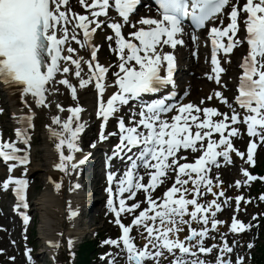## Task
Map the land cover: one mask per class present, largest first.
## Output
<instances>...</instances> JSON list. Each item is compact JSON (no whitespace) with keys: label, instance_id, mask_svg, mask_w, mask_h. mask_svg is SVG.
<instances>
[{"label":"snow or ice","instance_id":"snow-or-ice-1","mask_svg":"<svg viewBox=\"0 0 264 264\" xmlns=\"http://www.w3.org/2000/svg\"><path fill=\"white\" fill-rule=\"evenodd\" d=\"M140 2L141 0H115L114 6L125 24L129 23L130 15ZM68 3L69 0H0V82L19 86L22 95H31L34 103L40 107L51 106L46 94L50 91L58 94L59 89L54 86L57 83L66 86L73 99H78V86L83 88L94 83L98 93L97 115L102 120L99 139L104 141L108 136L116 134H106L105 129L109 118L114 117L121 106L141 98L142 94H161L170 85H175L174 53H164L162 48L168 45L174 49L177 44L184 43L182 39L177 38L178 34L183 32L182 21L190 18L196 27H204L209 20L215 19L223 12L229 0H155L159 18H141L138 23L147 27H139L130 32L128 35L131 39L125 38L122 23L110 22L108 26L114 30L116 45L112 51L119 56V63L116 65L119 71L114 74V83L118 90L107 100L104 99V93L109 68L97 59L98 46L92 43V38L97 29L105 23L99 18L107 17L110 0H91L90 3L88 0H79V3L89 10L86 14L72 12L69 15L65 7ZM241 11L247 14L245 23L250 51L241 65L243 71L238 86L239 95L235 99L240 107L247 110L243 122L247 125L248 134L253 138L247 148V154L235 149L231 142V137L238 135L239 130L236 127L230 128L229 125L241 121L239 113L233 111L229 116L228 113H220L215 107L200 108L192 103L174 105L168 102L171 92L142 104L138 112L132 113L131 124H126L122 117L118 119L119 142L114 145L112 156H126L130 167L125 172V178L118 181V206L114 204L113 199L108 202L115 213V223L122 229V235L116 239L110 238L104 243L113 246L122 244L128 264H146L148 259L159 264V258L164 255L165 250L173 256L171 264H244L243 256L237 255L236 261L229 258L234 249L226 238L220 246L204 245V239L209 236L210 230H216L226 222L216 218L217 211L222 207L217 199L214 198L207 204L200 202V197L209 193L215 197L224 196L222 190H213V181L207 174L209 162L218 163L217 158L221 156L230 160L231 153L236 151L241 158L246 155V163L254 165V152L258 147L255 138L258 137L264 142V0H246L242 7L233 4L228 14L230 23L223 26L221 20V26L213 25L210 28L211 63L214 66V75L211 78L219 82V74L225 71L217 54L221 50L225 54L231 53L236 44L242 42L233 39L239 28L238 16ZM69 24H72L71 31ZM131 26L135 27V24ZM81 31L83 39H80ZM107 39L111 41L113 37L109 36ZM137 40L138 43L134 42ZM70 41L78 43L81 49L90 46L91 58L85 61L84 57L77 53V49L70 46ZM132 61L135 64H132ZM85 64L88 70L86 76L82 75ZM69 65H73L74 70ZM162 67L165 68L166 74H161ZM57 73L63 74L59 80L55 79ZM73 74L78 78V85L68 78ZM215 95L227 103L222 93L217 92ZM173 108H178V114L170 122L163 114ZM57 109L59 112L65 111L64 106L59 103ZM67 111L70 115L63 120L60 115L52 117L53 124L60 126L58 129L52 125L48 127L51 134L58 138L56 147L60 150V163L56 167L75 171L79 165L85 163L91 153L83 154L79 159L75 156L76 152H82L78 140L86 126L80 120L83 107L69 106ZM201 114L203 119H200ZM35 115L36 113L31 111L21 119L34 127L31 121ZM217 115L223 118L214 120L213 117ZM193 127L196 129L194 132ZM16 133L18 139L22 138L27 142L28 136L23 129H16ZM213 133L219 134V140L212 138ZM198 142L199 150L203 154L197 157L194 163H180L181 159L186 160V156L180 157L177 153L181 149L198 150ZM65 146L68 149L67 155L64 153ZM18 151L13 142L0 140V156L5 160H18L20 164H27L29 156H19ZM138 162L146 169H151L150 173H147L148 183L143 182V176L136 175ZM15 167V164L11 165V168ZM168 172L177 173L174 183L165 190L163 197L154 198V189L164 182ZM242 172L245 179L237 180V186L256 179L264 181V176L258 177L248 168H243ZM182 176H187V179H182ZM108 179L111 182L114 173L109 172ZM12 184L15 185L20 201L17 209L21 204L26 209L27 181L9 175L3 182V187L7 189ZM54 184L57 190L62 186L58 182ZM139 190L145 192L148 205L142 210L140 202L127 204L123 196L128 192L131 198H135ZM108 191L111 193L112 188L109 187ZM235 199L236 208L239 210L240 201L245 198L241 195ZM260 199L264 200V194ZM248 202H251V198H248ZM122 213L133 215L130 225L123 224ZM70 214L75 217L78 210L70 209ZM21 215L24 223H29L28 214L21 212ZM185 216L189 219H185ZM193 222H199L201 227H190ZM133 226L143 228L147 234L145 236L141 233V238L145 240L142 248L134 243L130 235ZM184 226H189L190 235L181 239L179 233ZM251 227L250 223L234 216L229 230L232 233H241ZM50 243L58 246L54 241ZM68 243L71 247L73 241L70 239ZM253 246L252 243L248 244L249 249ZM214 248H218L215 261L209 262L199 258L198 254H210Z\"/></svg>","mask_w":264,"mask_h":264},{"label":"bare ground","instance_id":"bare-ground-1","mask_svg":"<svg viewBox=\"0 0 264 264\" xmlns=\"http://www.w3.org/2000/svg\"><path fill=\"white\" fill-rule=\"evenodd\" d=\"M74 43H76V42H74ZM76 44H78V43H76ZM184 59H185V61L188 60L186 53H184V57L182 60H184ZM206 63L207 62H205L204 60H202L199 63V64H203L202 70H204L206 68V66H205ZM191 68L195 69V66H192ZM238 71H239L238 63L236 62V60H234L232 62L231 68L227 71V75L230 76L234 80L238 77ZM61 77L62 76H60L59 78H56V80H59ZM68 78L69 79L73 78V75H69ZM188 81H186L184 79L185 85H187ZM223 85L224 86L228 85L230 87L229 90H226V93H227L226 96L231 97L229 94L231 93V89H233L232 80L224 79L222 84H221V87H223ZM54 86L57 89H59L58 94L50 91V93L48 92L47 95H48L49 99L52 100L54 105L56 102L63 105V101L68 99L69 96H67V97L64 96V95H67V92L65 91V88H63V86L61 84L57 83ZM212 87H213V84L208 83L206 81V77L199 74L198 79L194 78L189 83V89L191 90L190 95H191V97L202 101L205 105H213L215 103V100L213 98L208 99V97H210L209 92H210V89ZM79 90H81V88H79ZM190 100H192V99H190ZM52 109L54 111L55 116L60 115L62 120L67 118L65 111L59 112L55 107H52ZM95 128H96L95 125L91 126V130H95ZM86 131L88 132L89 130L86 129ZM182 150H184V149H182ZM184 151H187V150H184ZM52 157L53 156L51 155V153H49L48 150L43 155H41L39 157L36 156V158L34 160V164H33V165H35L34 171L43 170V173H38V174L34 175L33 180H37L38 182H40L42 180L41 176H43V175H45V176H48V175L49 176H51V175L57 176V173H55V170L52 166V162H51ZM53 163H54V167H55L56 162H54V160H53ZM83 166L85 167V164H83ZM63 171H64L63 174L65 172H67L65 170H63ZM69 172L68 173L70 175L78 174L80 176H83L81 174V169H78L77 172L70 169ZM222 172L229 173V172H231V168L227 167L226 169H223L221 171V173ZM63 174H62V176H63ZM93 178H95V177H93ZM97 180H100V179H97ZM91 182H92V179L90 182H88L89 186H91ZM85 187H87V185H85ZM99 189L100 188L98 187L97 190H99ZM60 199H61V196H58L57 194L55 195L49 189L47 191H45L42 194V196L38 199L39 203H38V206H36L35 208L38 209L40 212V219H41L40 220V223H41L40 224V230L42 232V235L55 236L56 234L58 235L60 233V230L63 226L64 221H65V220H63V217H62L63 212H62V206H61ZM100 205L101 204H99V206ZM79 214L83 215V212L80 210ZM84 214L86 215L87 213L84 211ZM79 227H80V223H78V222H77V224L71 223L70 226H68V235L70 238H76V236L80 237L85 233V231L81 230V228H79ZM42 241H44L43 238H38V240H36V243L39 244ZM43 255H44V253H39L35 257L41 258V257H43Z\"/></svg>","mask_w":264,"mask_h":264},{"label":"rangeland","instance_id":"rangeland-1","mask_svg":"<svg viewBox=\"0 0 264 264\" xmlns=\"http://www.w3.org/2000/svg\"><path fill=\"white\" fill-rule=\"evenodd\" d=\"M37 143H36V146H35V150H38L37 152L41 155L42 153H40V149L43 147L42 146V143H43V139H42V136L41 135H38L37 137ZM40 151V152H39ZM261 158L264 159V150H262V153H261ZM38 173H43V170H37V173L35 172V174H38ZM44 186H40V189L37 190L36 192H34V196H35V202H37L38 198L42 195V192L44 191L43 189ZM38 197V198H36ZM37 205V204H36ZM35 205V206H36ZM35 215H36V218H37V221L35 222V225H34V228H35V231L37 230L36 233H38V231H40V219H39V212L37 210H35ZM96 217V214L95 213H92L90 214L89 216V220L92 221L94 220ZM99 224V223H97ZM262 231L264 232V225L262 226ZM264 234V233H263ZM38 236V235H37ZM258 254V253H257Z\"/></svg>","mask_w":264,"mask_h":264}]
</instances>
